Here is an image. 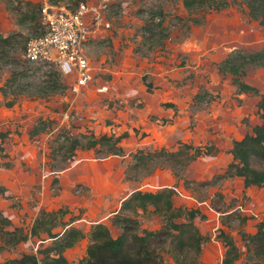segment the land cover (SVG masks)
Masks as SVG:
<instances>
[{"label": "rangeland", "instance_id": "374dc122", "mask_svg": "<svg viewBox=\"0 0 264 264\" xmlns=\"http://www.w3.org/2000/svg\"><path fill=\"white\" fill-rule=\"evenodd\" d=\"M24 2L42 6L47 0H0V35H17L14 47L0 53V134L6 136L0 153V214L12 224L6 230L20 228L28 233L41 210H61L58 222L85 235L64 253L70 264H78L85 256L92 223L99 221L116 238L121 229L112 220L120 201L135 191L173 188L175 209L200 212L194 219L205 239L199 263L222 264L225 249L219 235L223 231L245 251L242 235L256 234L258 224L264 222V188H244L236 178H214L231 163L234 142L262 123L260 98L238 94L234 77L218 74L215 68L223 53L264 49V13L252 19L243 0L219 12L188 11L181 0H109L104 6L102 0H83L101 6L97 33L82 45L92 82L73 95L69 81L60 76L57 84L64 89L38 98V93L55 85L58 72L23 57L26 42L42 32L40 21L19 23L21 17L15 11ZM57 6L75 9L70 2ZM145 76L151 92L143 82ZM244 81L264 93V69L251 68ZM102 86L107 91L99 93ZM201 91L212 102L194 101ZM68 111L83 117L70 130L60 127L62 113ZM123 134L127 136L117 145L122 149L118 155L108 152L106 144L85 148L88 141ZM61 135L79 138L81 147L65 152L69 143L56 142ZM178 142L196 148L211 146L214 155L198 157L182 172L163 163L149 176L147 171L133 170L135 178H126L136 151H176ZM122 214L137 221L139 233L159 230L163 224L152 207ZM61 230L62 226L55 232ZM41 243L31 239L5 246L0 250V264L23 254L42 258ZM161 259L162 264H183L169 244ZM238 264H254V260L243 257Z\"/></svg>", "mask_w": 264, "mask_h": 264}, {"label": "trees", "instance_id": "16d2710c", "mask_svg": "<svg viewBox=\"0 0 264 264\" xmlns=\"http://www.w3.org/2000/svg\"><path fill=\"white\" fill-rule=\"evenodd\" d=\"M233 1L235 0H181L183 8L188 11L208 10L215 12L228 9ZM243 1L247 4L249 16L252 19L256 20L263 16L264 0ZM66 2L73 3L76 9L83 0H47V3L52 6ZM41 7L39 3L24 2L21 8L24 11L22 12L21 9H16L15 11L21 17L19 23L21 25L25 21L38 23L40 21ZM39 26H41L40 22ZM41 34L42 32L38 36ZM15 38H17V35L14 34L6 37L0 35L1 54L8 53L6 49L14 47ZM45 66L53 67L52 65ZM251 68L264 69V49L251 52L244 48H237L224 61L216 65L218 74L234 77L233 84L237 87L238 94L260 98L258 108L261 113L262 123L254 127L252 132L243 139L234 142L230 151L233 157L231 163L225 173L215 177L214 180L223 181L239 178L243 179L245 188H264V93L244 81V78L249 75ZM60 76L59 73H56L55 85L49 87L47 92H45L46 90L41 91L37 94V97L45 98L57 93L60 88L63 90L64 87L61 84H57ZM146 78V76L143 77V82L147 87V91L151 92L153 89L152 85L146 82ZM1 92H3L2 89ZM209 98L210 96L206 91H201L194 96L193 100H203L202 104H209L211 101ZM12 105L13 103H10L8 107ZM166 107L172 106L166 105ZM125 136L127 134H123L118 138L103 136L99 140L94 139L86 142L85 148L91 149L98 144H106L108 152L118 155L122 152V149L117 147V145ZM5 137V134H0V153L4 151L1 142ZM61 139L64 143L60 141ZM79 140L77 137L68 138L61 135L57 137L56 142H60L63 145L69 143L67 148L64 147L65 152L73 153L81 145ZM59 149L63 148L59 147ZM206 155H214V150L211 146L196 148L190 144L180 142H178L176 151L165 149L154 152L138 150L131 156V164L128 166V171H126V178L128 180L135 178L132 175L133 170L135 172L143 171V173L147 171L146 174L149 176L158 164L163 163L178 172H182L192 161ZM71 156L69 154L70 158ZM69 157L67 159H70ZM178 174L175 175L178 176ZM2 191L0 190V192ZM174 195L173 188H163L156 192L135 191L131 193L122 202L119 212L112 220L113 225L121 229V234L113 238L110 230L103 224L92 226L87 234L89 244L86 248L85 256L78 264H162L161 252L166 244L170 245L171 253L177 260L183 261V264H186L184 261L188 259L189 264H201L197 261V258L205 239L194 223V219L200 212L194 210L185 211L181 208L175 209L172 203ZM147 207H152L154 213L162 216L163 224L159 230H142L139 233L137 231V221L122 213L131 212L135 214L137 210H145ZM61 213V210L50 212L41 210L28 233H25L20 228H14L12 231L6 230L12 227L11 221L0 214V236L3 241L0 250L7 245L14 247L31 239L42 242L40 244L42 249L38 250L42 258H38L36 254H23L19 258L7 260L2 264H70L64 253L73 248L85 235L75 227L58 222V217H60ZM180 219L182 222H177ZM60 226H62V230L55 232V229L60 228ZM242 237L245 242V251L239 248L232 236L224 231L221 232L219 239L222 240L225 249L222 264H238L243 257L250 261L254 260V264H264V222L258 224L256 234L245 233Z\"/></svg>", "mask_w": 264, "mask_h": 264}, {"label": "built area", "instance_id": "2783aa9c", "mask_svg": "<svg viewBox=\"0 0 264 264\" xmlns=\"http://www.w3.org/2000/svg\"><path fill=\"white\" fill-rule=\"evenodd\" d=\"M108 2L102 0V6ZM100 9L101 6L86 2L80 3L74 11L45 3L40 11L42 34L26 42L24 59L31 64L52 65L69 81L68 91L73 95L80 94L92 82L90 61L84 56L82 45L99 25ZM97 91L106 92L107 87L102 86ZM82 121L83 117L72 111L64 112L60 127L65 125L70 130Z\"/></svg>", "mask_w": 264, "mask_h": 264}, {"label": "crops", "instance_id": "0c3cea01", "mask_svg": "<svg viewBox=\"0 0 264 264\" xmlns=\"http://www.w3.org/2000/svg\"><path fill=\"white\" fill-rule=\"evenodd\" d=\"M97 29H98V28H96V29L94 28V30H93V32H92V34H91L92 36H93V35L95 36V34L97 33ZM91 35H90V37H91ZM94 36H93V37H94ZM90 37H89V38H90ZM236 49H237V48H236ZM218 51H221V50H218ZM223 54H224V57H223L221 60H219V61H221V62L224 61V60L227 58V55H228V54H225V53H223ZM215 69H216V68H215ZM216 71H217V69H216ZM105 87H106V86H105ZM122 140H123V139H122ZM120 142H121V141H120ZM236 179H237L238 181H242V183L244 184L243 179H239V178H236ZM79 182H80V181H79ZM79 182H78V183H79ZM82 183H83V182H82ZM82 185H84V184H82ZM243 187L245 188V186H243ZM122 202H123V200L120 201V202L118 203V206H119V207H120V205L122 204ZM118 206H117V207H118ZM99 209H100V208H99ZM119 209H120V208H119ZM118 211H119V210H118ZM118 211L115 212V215L118 213ZM96 224H99V221H98V222H94V223H92L91 226H94V225H96ZM108 229H109V228H108Z\"/></svg>", "mask_w": 264, "mask_h": 264}]
</instances>
